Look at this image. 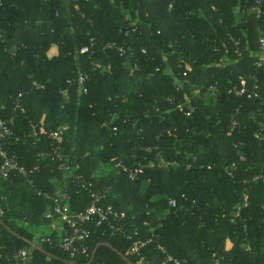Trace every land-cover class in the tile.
Segmentation results:
<instances>
[{"label": "trees", "instance_id": "trees-1", "mask_svg": "<svg viewBox=\"0 0 264 264\" xmlns=\"http://www.w3.org/2000/svg\"><path fill=\"white\" fill-rule=\"evenodd\" d=\"M170 2L0 0V118H15L5 149L33 181L0 177V264L30 249L24 239L42 249L32 264H162L158 246L180 264H214L227 241L223 264H264V64L243 21L254 0ZM254 19L264 31V4ZM241 80L260 99L236 95ZM60 130L61 159L49 138ZM92 192L151 242L132 253L90 225L87 254L71 258L57 235L34 238L51 207L83 211Z\"/></svg>", "mask_w": 264, "mask_h": 264}, {"label": "built area", "instance_id": "built-area-1", "mask_svg": "<svg viewBox=\"0 0 264 264\" xmlns=\"http://www.w3.org/2000/svg\"><path fill=\"white\" fill-rule=\"evenodd\" d=\"M176 0H171L168 9L173 8V3ZM263 4L264 0H254L253 11L255 13L256 19H260L263 15ZM261 47V57L258 60L257 65L264 64V39L259 40ZM92 47V46H91ZM91 47L84 46L80 49V54H87ZM114 45H106V48H113ZM118 52L120 56L126 55V50L122 47L118 48ZM84 78L79 79V83L82 84ZM257 89L256 86H254ZM215 88H211V93L214 94ZM238 96L245 95L248 100L260 99L257 92L247 94L246 91V83L244 80H241V88L235 93ZM66 95V94H65ZM21 95L15 101L14 111L21 109L19 104ZM15 118L11 117L8 120H3L0 118V177L3 179H7L11 174L16 173L19 176H22L27 185H32L33 181L29 178L28 172L25 168L19 166L17 158L14 156H10L6 149V142L14 138V127ZM31 134L33 136L37 135L36 128L33 124H30ZM63 130L51 132L49 134V138L53 143L56 144L55 147L52 148L51 153L55 154L57 158L61 159L59 153L61 152L60 143L63 141ZM15 141L18 142V139L15 138ZM47 156H50L47 155ZM59 169L63 171H68L69 168L65 165H60ZM140 169H136L135 171L130 173L131 180H135L137 174L140 173ZM263 178H255V180H259ZM105 199V193L102 192H92L90 194V203L89 206L85 208V210L80 212L72 213L70 211V207L68 205L63 204H55L47 214L45 215V219L51 222H59L62 227L63 236L58 240L57 246L64 252H66L71 258L77 255H85L88 252V247L86 242L90 238V230L88 226L94 225L95 227L107 226L112 232V235H123L126 239L131 240V252L138 253L139 250L145 246H147L151 242V238L142 240L139 238L138 231H133L132 235H128L124 229V220L126 215L122 211L116 210L113 206L107 205L104 206L102 201ZM174 206V202L171 203ZM42 242H48L46 239H41ZM158 250L161 254L166 256V260L162 264H167L172 262V264H180V262L169 255L166 254V251L163 247L158 246ZM10 261V264H32L31 260V250L30 249H21L17 251L12 257L7 260Z\"/></svg>", "mask_w": 264, "mask_h": 264}, {"label": "rangeland", "instance_id": "rangeland-1", "mask_svg": "<svg viewBox=\"0 0 264 264\" xmlns=\"http://www.w3.org/2000/svg\"><path fill=\"white\" fill-rule=\"evenodd\" d=\"M255 17L253 16V14H252V12H248V13H245L244 14V22H248V21H250V22H252L253 24H254V34H253V37L251 38V42H252V45L253 46H255V45H257V43H258V41L260 40V39H264V31H260L259 29H258V26L256 25V23H255V19H254ZM192 88H194V87H192ZM196 88V87H195ZM197 89V88H196ZM197 90H195V92H196ZM258 115L256 114L255 115V118L257 117ZM101 170H103L102 168H99V169H97V171L95 172V175L96 174H99L100 172H101ZM106 170H108V168H106L105 169V171ZM143 186L140 188V190H141V192H144L145 191V187L148 185V181H144L143 182V184H142ZM148 211H147V215H148ZM235 215H237V214H235ZM181 242V241H180ZM233 244H232V242H230V241H227L226 243H224V246L222 247L223 248V254H222V256H219L215 261H214V264H223L222 263V261H221V259H223V257H224V254H229L230 252H232V250H233ZM245 248V246H241V249H244ZM246 249V248H245ZM186 253L187 254H189V255H191V257L192 258H196L197 257V254L192 250V249H188V248H186Z\"/></svg>", "mask_w": 264, "mask_h": 264}, {"label": "crops", "instance_id": "crops-1", "mask_svg": "<svg viewBox=\"0 0 264 264\" xmlns=\"http://www.w3.org/2000/svg\"><path fill=\"white\" fill-rule=\"evenodd\" d=\"M58 54V49L56 46L52 45L50 47V49L47 52V57L49 59H51L54 56H57ZM61 200L64 202L67 200V196L66 194H60ZM49 211V210H48ZM47 211V212H48ZM47 212H45L44 214V218L45 215L47 214ZM62 225L59 222H46L43 224H40L36 227H34L33 231H34V238L37 237H42V236H50V235H57L59 238H61L63 236L62 230H61Z\"/></svg>", "mask_w": 264, "mask_h": 264}, {"label": "water", "instance_id": "water-1", "mask_svg": "<svg viewBox=\"0 0 264 264\" xmlns=\"http://www.w3.org/2000/svg\"><path fill=\"white\" fill-rule=\"evenodd\" d=\"M24 241L26 242V244L29 246V248H30L31 250H37V251H41V250H42V249H41L38 245H36L35 243H32V242H30V241H28V240H25V239H24ZM101 245H103V246H109L107 243H103V244H101ZM109 247H110V246H109ZM95 252H96V249L93 251L91 261H92L93 258H94Z\"/></svg>", "mask_w": 264, "mask_h": 264}]
</instances>
